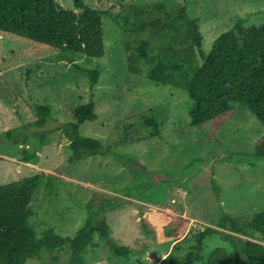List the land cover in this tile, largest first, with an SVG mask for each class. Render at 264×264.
Wrapping results in <instances>:
<instances>
[{"label": "rangeland", "instance_id": "rangeland-1", "mask_svg": "<svg viewBox=\"0 0 264 264\" xmlns=\"http://www.w3.org/2000/svg\"><path fill=\"white\" fill-rule=\"evenodd\" d=\"M82 2L104 12L101 58L0 36V184L41 176L29 218L35 234L50 229L73 237L90 215L106 218L111 238L128 246L130 253L114 256L103 242L88 250L85 264H161L171 251L183 256L192 235L205 226L215 227L222 215L248 217L263 211L264 157L255 156L264 135L262 124L236 104L234 118L213 138L209 125L190 126L193 101L184 89L148 80L144 60L133 63L138 74L130 73L126 34L115 17L121 14L119 23L129 18L130 26L154 23L153 30L162 32L166 13L185 6L188 16L198 19L206 55L237 18L246 20L245 27L262 25L264 0ZM56 3L78 12L72 0ZM165 32L162 40L153 39L155 48L168 45L173 31ZM140 35L151 36L148 31ZM94 68L101 75L90 91L87 72ZM90 100L97 118L83 122L80 132L100 139L108 153L70 161V140L63 128L75 122L73 111ZM43 105L50 117L38 127L33 122ZM151 114L161 123L160 136L149 137L143 127ZM125 158L141 162L145 170L123 165ZM174 244L181 248L173 249ZM217 246L234 251L213 237L206 241L204 255ZM40 254L26 264H66L71 255L68 249Z\"/></svg>", "mask_w": 264, "mask_h": 264}, {"label": "trees", "instance_id": "trees-1", "mask_svg": "<svg viewBox=\"0 0 264 264\" xmlns=\"http://www.w3.org/2000/svg\"><path fill=\"white\" fill-rule=\"evenodd\" d=\"M72 3L78 12L60 7L56 0H0V36L23 39L34 47L47 50L103 57L104 12L85 6L82 0H72ZM115 18L126 34L130 73L138 74L139 69L133 63L144 60L149 67L148 80L184 89L193 101L189 111L190 126L209 125V136L213 138L225 121L234 118L235 106L239 104L246 107L264 128V23L245 27L246 20L237 18L231 29L214 40L205 55L201 49L203 38L198 19L189 17L185 6L176 8L175 13H166L162 32L153 30L154 23H131L130 26L129 18L125 17L121 23V14ZM166 30L173 31L168 45L160 44L155 48L153 39L162 40ZM144 31L150 32L151 36H141ZM132 36H135L133 40ZM87 73L92 91L101 73L97 68ZM36 113L33 124L45 126L50 117L49 107L38 106ZM73 115L75 122L63 128L70 140L72 155L69 160L108 153L100 139L80 132L83 122L97 118L95 103L90 100L82 104ZM143 127L149 137L161 135V123L155 114L144 119ZM24 153L28 155L26 151ZM255 156L264 157V135L256 146ZM121 161L123 165L133 163L145 170L137 160L138 163L131 158ZM40 179L41 176L36 174L0 184V264H26L28 259L39 257L43 251L52 253L65 249L71 253L66 264H85L88 250L98 248L103 242L114 256L130 253L128 246L111 238L112 230L106 218L96 219L91 215L73 237H64L50 229L37 236L29 218L33 215L31 202ZM192 237L193 243L183 256L175 257L171 251L161 264H264V210L248 217L224 214L215 227L205 226ZM213 237L229 244L233 253L227 247L217 246L204 255L206 241ZM180 248L179 244H174L173 249Z\"/></svg>", "mask_w": 264, "mask_h": 264}]
</instances>
